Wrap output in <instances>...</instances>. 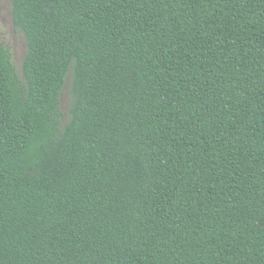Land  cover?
<instances>
[{
  "label": "trees",
  "instance_id": "1",
  "mask_svg": "<svg viewBox=\"0 0 264 264\" xmlns=\"http://www.w3.org/2000/svg\"><path fill=\"white\" fill-rule=\"evenodd\" d=\"M11 5L0 264H264V0Z\"/></svg>",
  "mask_w": 264,
  "mask_h": 264
},
{
  "label": "rangeland",
  "instance_id": "2",
  "mask_svg": "<svg viewBox=\"0 0 264 264\" xmlns=\"http://www.w3.org/2000/svg\"><path fill=\"white\" fill-rule=\"evenodd\" d=\"M0 38L9 50L16 70L21 73L27 45L25 34L13 24L11 0H0ZM71 76L72 72L69 71L61 94L60 106L65 113H67L71 101Z\"/></svg>",
  "mask_w": 264,
  "mask_h": 264
},
{
  "label": "snow or ice",
  "instance_id": "3",
  "mask_svg": "<svg viewBox=\"0 0 264 264\" xmlns=\"http://www.w3.org/2000/svg\"><path fill=\"white\" fill-rule=\"evenodd\" d=\"M73 67H75V65H73Z\"/></svg>",
  "mask_w": 264,
  "mask_h": 264
}]
</instances>
